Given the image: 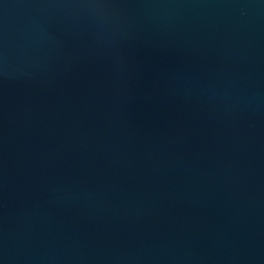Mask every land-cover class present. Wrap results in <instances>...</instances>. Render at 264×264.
<instances>
[{"label":"water","instance_id":"95a60500","mask_svg":"<svg viewBox=\"0 0 264 264\" xmlns=\"http://www.w3.org/2000/svg\"><path fill=\"white\" fill-rule=\"evenodd\" d=\"M0 264H264V0H0Z\"/></svg>","mask_w":264,"mask_h":264}]
</instances>
